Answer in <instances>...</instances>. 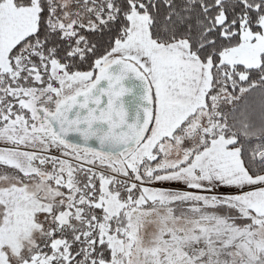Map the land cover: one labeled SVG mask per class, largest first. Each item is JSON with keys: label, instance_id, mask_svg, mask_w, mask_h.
Wrapping results in <instances>:
<instances>
[{"label": "snow or ice", "instance_id": "1", "mask_svg": "<svg viewBox=\"0 0 264 264\" xmlns=\"http://www.w3.org/2000/svg\"><path fill=\"white\" fill-rule=\"evenodd\" d=\"M0 264H264V0H0Z\"/></svg>", "mask_w": 264, "mask_h": 264}]
</instances>
